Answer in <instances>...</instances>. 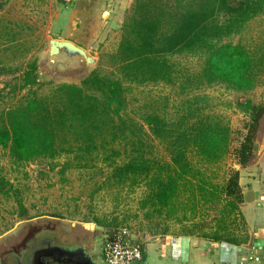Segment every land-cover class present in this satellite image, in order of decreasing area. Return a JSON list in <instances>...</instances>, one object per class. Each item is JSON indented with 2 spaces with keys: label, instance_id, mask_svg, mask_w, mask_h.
<instances>
[{
  "label": "trees",
  "instance_id": "obj_1",
  "mask_svg": "<svg viewBox=\"0 0 264 264\" xmlns=\"http://www.w3.org/2000/svg\"><path fill=\"white\" fill-rule=\"evenodd\" d=\"M261 15L264 0H134L121 25L118 45L107 55L114 73L91 70L79 85L61 83L47 95L26 96L17 106L0 111V149H6L10 162L17 166L35 158L52 161L66 157L59 173L66 168L93 166L99 159L112 187L144 184L139 208L146 218L179 213L180 235L246 242L238 171L228 168L220 183L204 171L205 165L217 164L229 151L226 122L200 114L193 96L183 100L185 111L173 121L155 112L146 113V133L140 123L121 114L126 90L122 82L171 84L176 77L166 56L188 54L202 58L199 71L192 81H186L190 86L221 83L233 90L250 89L264 53L257 55L224 39L240 33ZM27 66L24 77L30 83L34 81V75L28 77L35 69L34 61ZM244 102H234L248 117L245 133L231 152L239 166L252 157L255 131L263 114L261 105ZM188 118L193 120L182 121ZM142 133L162 143L168 162L143 155ZM122 140L130 152L117 161ZM188 155L196 157V162ZM0 194L13 199L18 217L27 215L20 189L1 175ZM211 206L215 214L212 221H205L203 210Z\"/></svg>",
  "mask_w": 264,
  "mask_h": 264
},
{
  "label": "rangeland",
  "instance_id": "obj_2",
  "mask_svg": "<svg viewBox=\"0 0 264 264\" xmlns=\"http://www.w3.org/2000/svg\"><path fill=\"white\" fill-rule=\"evenodd\" d=\"M133 2L99 1L94 17L80 37L85 38L82 46L93 62L81 61L73 69L62 70L59 62L47 53V40L61 39L70 29L73 30L71 18L74 17L76 0H0V111L17 106L26 96L47 95L61 83L79 85V81L91 70L113 74L114 68L107 55L118 45L121 25ZM224 41L240 43L249 51L257 52V55L264 53V15L253 18L240 33ZM166 58L176 77L174 82H122L126 90L121 114L140 123L146 132L143 124L146 113L155 112L173 121L185 111L183 100L196 96L200 114L219 117L229 128L228 153L217 164H207L203 169L208 178L220 183L225 170L230 167L235 169L231 152L243 137L248 120L234 102L248 101L261 105L263 114L254 139L264 129V58L258 65L255 84L244 91L227 88L221 83L190 86L186 81H192L199 71L202 58L188 54H172ZM30 61H34L35 69L28 74V77L34 75V81L29 83L24 71L29 70L27 63ZM140 138V149L145 157L152 161H169L162 143L157 139L144 133ZM124 141L117 146L120 153L117 161L126 158L130 152V147L123 145ZM65 159L63 156L52 161L35 158L17 166L10 162L6 149H0V175L20 189L21 200L27 209L26 216L18 217L13 199L0 194V252L6 249L1 245L8 239H17L42 227L53 228L59 233L63 232L59 227H67L65 231H71V236L77 235L78 240L86 241L93 247L100 245L105 234L119 227L127 228L132 239L142 243V246L153 238L180 233V222L176 220L179 213L145 217L144 211L139 208V199L145 191L143 183L112 187L105 180L107 168L99 159L94 161L93 166L66 168L59 173ZM188 159L191 162L197 160L191 155ZM213 207L203 210L205 221H212L215 214ZM196 218L201 217L197 215Z\"/></svg>",
  "mask_w": 264,
  "mask_h": 264
},
{
  "label": "crops",
  "instance_id": "obj_3",
  "mask_svg": "<svg viewBox=\"0 0 264 264\" xmlns=\"http://www.w3.org/2000/svg\"><path fill=\"white\" fill-rule=\"evenodd\" d=\"M101 0H76L74 6V17L71 18L73 31L65 34L61 39L74 41L81 47L89 20L97 11L98 2ZM82 40V41H81ZM85 49V48H84ZM264 129L258 138L253 140L254 149L251 159L244 165L235 164L238 171L237 183L240 188L241 202L239 210L244 220L248 240L241 244H232L224 241H213L196 236L187 235H163L141 243V257L133 264H264V202L260 197L264 196ZM62 226V225H61ZM63 232L57 235L61 243H73L79 237H74L71 231L59 227ZM23 235L17 239H8L1 246L11 248L21 240ZM258 238L262 242L254 245L253 239ZM15 242V243H14ZM86 247H92L96 261L101 262L100 245L94 246L86 241H81ZM5 249V250H6ZM96 251V252H95ZM3 252V251H2ZM0 252V259L3 255ZM257 256L258 260L248 259ZM5 263V261H4ZM88 264V263H85Z\"/></svg>",
  "mask_w": 264,
  "mask_h": 264
},
{
  "label": "water",
  "instance_id": "obj_4",
  "mask_svg": "<svg viewBox=\"0 0 264 264\" xmlns=\"http://www.w3.org/2000/svg\"><path fill=\"white\" fill-rule=\"evenodd\" d=\"M47 53L59 62L62 70L73 69L81 61L93 62V58L83 47L69 39L49 38ZM57 235L59 232L49 227L23 234L15 246L1 253L4 260L0 259V264H58L66 260H75L79 264H99L91 246L87 248L81 241L61 243ZM253 243L256 246L262 244L258 238H254Z\"/></svg>",
  "mask_w": 264,
  "mask_h": 264
},
{
  "label": "built area",
  "instance_id": "obj_5",
  "mask_svg": "<svg viewBox=\"0 0 264 264\" xmlns=\"http://www.w3.org/2000/svg\"><path fill=\"white\" fill-rule=\"evenodd\" d=\"M264 202V196L260 197ZM141 244L132 239L131 233L125 227H119L111 234H105L100 241V256L102 264H133L141 257ZM248 259L258 260L257 256Z\"/></svg>",
  "mask_w": 264,
  "mask_h": 264
},
{
  "label": "flooded vegetation",
  "instance_id": "obj_6",
  "mask_svg": "<svg viewBox=\"0 0 264 264\" xmlns=\"http://www.w3.org/2000/svg\"><path fill=\"white\" fill-rule=\"evenodd\" d=\"M86 263V262H85ZM85 263H83V264H85ZM58 264H79L78 263V261H75V260H72V261H68V260H66V261H63V262H61V263H58ZM81 264V263H80Z\"/></svg>",
  "mask_w": 264,
  "mask_h": 264
}]
</instances>
